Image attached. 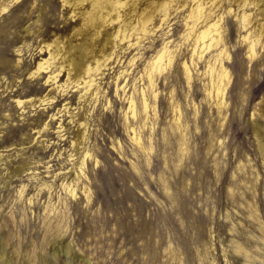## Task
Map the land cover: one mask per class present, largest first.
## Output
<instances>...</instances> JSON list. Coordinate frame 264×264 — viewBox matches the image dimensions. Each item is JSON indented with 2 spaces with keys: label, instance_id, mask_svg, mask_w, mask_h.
<instances>
[{
  "label": "rangeland",
  "instance_id": "374dc122",
  "mask_svg": "<svg viewBox=\"0 0 264 264\" xmlns=\"http://www.w3.org/2000/svg\"><path fill=\"white\" fill-rule=\"evenodd\" d=\"M124 1L128 4L120 10L127 13L131 37L119 41L115 61L98 77L99 99L81 102L71 87L64 93L46 89L42 74L33 83L44 91L22 99L51 92L46 109L40 103L17 106L15 96L24 94L28 82L20 68L46 57L40 46L54 34L79 39L72 28L79 18H72L61 0H11L8 10L0 11L2 25L10 17L21 21L10 20L12 34L0 37V55L8 59L7 65L0 63V264H176L172 256H178V264H264V256L236 252L246 232L240 221L251 214H243L228 197L231 170L223 151L229 122L225 105L219 111L210 93L209 64L220 59L228 66L226 55L213 46L194 53L195 35L189 32L194 0ZM200 1L204 10L198 26L218 21L227 47L238 52V68L244 0ZM251 13L254 18L261 14L256 7ZM147 15L153 19L144 33ZM165 46L169 52L160 59ZM19 56L20 68L15 66ZM147 71L155 79V96ZM59 79L63 82L65 73ZM8 85L13 91L6 90ZM122 86L127 96L134 95L139 110L140 89L147 91L148 125L140 129L144 149L126 128L129 102ZM35 118L43 125L28 127ZM241 129L236 123L237 141L248 148ZM213 132L220 143L212 145ZM255 217L264 222V211ZM246 237L261 241L252 254L264 251L262 239ZM66 246L72 257L56 251Z\"/></svg>",
  "mask_w": 264,
  "mask_h": 264
},
{
  "label": "bare ground",
  "instance_id": "6f19581e",
  "mask_svg": "<svg viewBox=\"0 0 264 264\" xmlns=\"http://www.w3.org/2000/svg\"><path fill=\"white\" fill-rule=\"evenodd\" d=\"M10 1L11 0H0V11L8 10L7 3H11ZM61 4L62 7H67L72 18H79L72 28L74 33H76L75 36H80V38L74 40L66 36L62 39L63 37L60 34H54L53 38L42 47L39 45L41 48L40 51L45 50L47 52L46 57L39 58L35 64L26 66L24 69L21 67L22 58L19 56L15 66L21 67L20 69L23 70V75L28 76V82L25 84L27 89L22 91L24 94L21 93L19 89L21 94L15 96L16 104L19 107H23L27 103L34 107L36 103H40L39 105H42L43 108L46 109L48 107H46V104H50L51 100H53L54 96L50 95L51 92H45L46 94H43L44 96L37 99L31 98L29 102H24L22 99L39 96L42 91H44L42 87L38 88V86H35L33 83L35 78L40 77L42 74H44V76L42 75L44 77L43 86L47 85L45 86L46 89L47 87H51L54 91H63L64 93L71 87V89L78 91L79 101L81 102L83 100L85 101L86 98L98 100L101 96V87L99 82H97L98 77L104 73V70L110 68L111 64L115 61L117 56L116 48L118 47L119 41L126 40L129 36L127 28L130 27V25L126 22V18L124 19V15H127V13L122 14L120 10L122 6L128 4L127 1L61 0ZM244 6L243 15L238 19L239 23L243 26L240 31V43L243 45V48L239 50L241 57L238 62V68L235 64V58L238 52L231 46L227 47L218 21H207L201 27L198 26V20L202 18V11L204 10L203 2L200 0H194L191 14L195 17V20L193 25L189 26V32L195 35L194 53L199 50L203 52L206 48L213 46L221 49L219 54L224 53L227 57L228 66H225L220 59H216L218 63L215 66L209 64V67H212L213 76L211 80L212 90L210 93H212V104L218 107L219 111L221 110L220 107L225 105L226 112L224 113L229 122L225 137L226 145L223 151L228 157V169L231 170V179L228 181V197L233 206L239 207L243 214L246 212H250L251 214L248 220L240 221L244 223L242 229L246 232L242 234V238H238L241 243L237 245L236 252L240 253L241 256H264V251L256 252V254H252L251 252V249L260 245L261 241L246 237V234H253L256 238L264 241V222L255 217L258 211H264V196L261 197L260 194L264 190V0H244ZM255 7L261 12L256 18H254L251 13V10ZM17 9L22 11V5L17 7ZM131 11L132 9H130V12ZM134 11H136V8H134ZM41 12L39 14H42ZM40 16L41 15L37 16V21ZM152 19L153 15H147L144 18L142 23V31L144 33L148 31V28L150 29L149 24ZM10 20L18 21L19 19L10 17ZM10 20H7V25L0 24V37L2 35L9 36L12 34L9 25L11 22ZM124 27L125 30L123 29ZM105 33L106 37L103 43L100 38L104 37ZM129 37H131V35ZM22 43L25 44V40H23ZM65 45H69L68 49L65 48ZM23 47H25V45L17 47L15 52L20 55L23 51ZM161 52L160 59L163 57V54L169 51L165 46L164 50ZM170 60L171 58L169 57V61ZM0 63L7 65L8 59L5 55H0ZM183 66L186 72H189L190 68L187 67L186 62L183 63ZM145 70L148 69L146 68ZM147 72L149 77L148 85L149 88L151 87V93L155 96V79L152 76V71ZM62 73H65L66 77L63 82L59 79ZM13 88L14 86H6V90L10 89L13 91ZM118 88L119 85L116 86V93L118 92ZM121 89L125 90L126 87L122 86ZM227 89L228 91H226ZM234 91H237L236 95L239 99L238 110L236 109L237 102ZM125 98L129 102V113L127 112L126 119H130V123L126 128L132 133L131 139L134 143L140 149H144V143L140 138V129H145L146 125H148L149 106L147 91L145 88L140 89V110L136 107L133 94L127 96L125 90L124 99ZM35 122L40 123V126L43 125L39 118H35L34 122L28 120L27 126L32 128ZM236 123L242 125L241 132L250 143L248 148L245 147L243 141H237L236 137L238 133L235 130ZM83 124L82 122L81 125ZM178 130L183 139V128L178 126ZM21 132L22 131H20V133ZM215 134L216 133L213 132L211 135L212 145H214V142H221L218 137L219 135L217 136ZM80 138L79 144H82L85 135H80ZM251 147H253V149H251ZM87 156L88 154L86 152L81 166L83 172L85 171V165L89 159L86 160ZM89 157H91V155ZM69 192L74 199L77 198L75 189L70 187ZM87 197L89 198L88 195ZM248 229H250V231H248ZM56 251L71 257L73 256L72 250L68 246L58 248ZM177 257L178 256H172L176 264H178ZM149 259L153 260V257L149 256ZM204 259H207V256H203V260ZM2 264H5V262ZM211 264H214V261H211Z\"/></svg>",
  "mask_w": 264,
  "mask_h": 264
}]
</instances>
